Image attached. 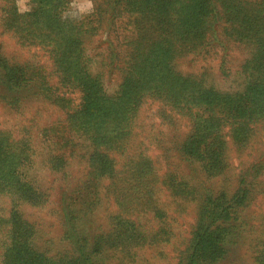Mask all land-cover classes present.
Segmentation results:
<instances>
[{"label": "rangeland", "instance_id": "1", "mask_svg": "<svg viewBox=\"0 0 264 264\" xmlns=\"http://www.w3.org/2000/svg\"><path fill=\"white\" fill-rule=\"evenodd\" d=\"M65 2L71 36L107 93L115 96L130 71L143 94L120 123L126 134L97 147L94 160L91 135L71 118L99 90L75 79V67L67 78L53 40L28 36L22 20L34 0L27 11L0 0V134L29 156L21 184L0 182V264H12L10 254L21 263L30 254L28 264H78L82 245L95 264H264V117L241 126L248 119L217 116L199 133L203 112L187 113L155 88L160 58L203 90L243 98L263 77L264 0ZM19 69L32 70L34 83L10 87L7 71ZM190 139L202 142L195 154L186 151ZM101 153L111 173L98 170ZM218 198L220 215L209 220ZM127 221L139 234H124ZM206 222L209 244L198 245Z\"/></svg>", "mask_w": 264, "mask_h": 264}, {"label": "trees", "instance_id": "2", "mask_svg": "<svg viewBox=\"0 0 264 264\" xmlns=\"http://www.w3.org/2000/svg\"><path fill=\"white\" fill-rule=\"evenodd\" d=\"M34 1L37 5L35 10L26 14L22 20L24 29L29 33L28 36L32 35L36 38H43L45 41L53 40L55 42L53 53L58 67L67 75V78L70 79L69 70L75 67L73 73L75 79L80 77V79L90 82L92 88H95L97 92L99 90L101 97L93 100L87 98L82 108L73 114L71 118L73 127L83 129V132L91 135L89 137L94 144L95 151L93 154L95 160L96 152H98L96 151L97 147L100 148L104 144L108 145L112 140L122 138L126 134V132H120V123L126 118L124 116L126 110L136 106L138 97L143 94L142 89L135 87L138 81L136 79L137 74L130 71L126 72L118 93L115 96H110L105 90L101 76L98 74L93 75L91 72L89 62L85 59L81 40L77 36H71V34L77 33V29L69 23L68 18L65 16L68 7L67 2L65 0ZM13 8H15V5L9 7V12ZM68 34L70 36H67ZM76 64L80 68L79 71ZM156 67L159 68L156 75L162 81L159 82L161 85H158V83L155 85L158 93L164 95L175 106L182 107L187 113L190 112L193 115L195 108L203 112L200 118L201 125L198 126L199 133L210 132L212 130L210 125H213L217 121V116H223L227 120H236L237 118L248 119L245 122H240L241 126L249 121H254V118L264 117V72L263 77L253 84L254 86L248 90L243 98L231 100L229 97H226V99L221 98L218 93H214L212 90H203L195 81L173 75L160 58L156 59ZM30 71L32 70L19 69L18 72L8 70V85L15 89H21L34 83L36 76L33 77V73H29ZM132 98L136 99L135 103L124 106V103L121 102L122 99L130 101ZM97 119H100L99 122ZM106 121H118L119 123H116L113 129H109L107 125H104ZM108 125H110V122H108ZM196 140L192 141L190 139L186 144L188 154L197 153V145L198 149L202 145L200 140ZM21 148V143L12 142L9 136L0 134V182L3 181L7 187H13L17 182L21 184L22 166L29 157L26 153V156L23 157L24 151ZM99 156L101 160L98 170L103 173H111L113 168L110 165L111 160L108 158V155L101 153ZM218 158H220V155L213 159L219 162ZM217 162L215 166H217ZM24 191L25 193H30L32 189L26 187ZM220 205V198L210 200L207 211L209 220H213L220 215L218 208ZM126 223L124 234L126 232L136 233L135 231H130L134 229L135 222L127 221ZM130 225L131 227L133 226V229H130ZM209 227L207 222L199 226L198 231L200 234L198 238L196 237L195 242L197 239L199 241L196 244H209V237L207 235L201 236V233ZM24 228L17 227L16 229L18 230L16 231L15 229V235H20ZM136 234L139 233L137 232ZM82 246L79 258L80 262L78 264H95L90 260L92 254L89 253L88 248H86L87 246ZM28 256L29 258L26 263H21L20 258L12 254L8 256V259L12 264H28L32 260L30 254ZM199 256L198 247H195V252L191 257L196 260Z\"/></svg>", "mask_w": 264, "mask_h": 264}, {"label": "clouds", "instance_id": "3", "mask_svg": "<svg viewBox=\"0 0 264 264\" xmlns=\"http://www.w3.org/2000/svg\"><path fill=\"white\" fill-rule=\"evenodd\" d=\"M26 2H27V0H19V3L21 5V8H20L21 11H27V10H29L26 7H24V5L26 4Z\"/></svg>", "mask_w": 264, "mask_h": 264}]
</instances>
